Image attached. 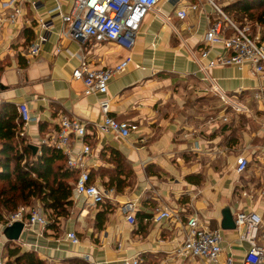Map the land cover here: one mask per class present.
Instances as JSON below:
<instances>
[{
  "label": "crops",
  "instance_id": "crops-1",
  "mask_svg": "<svg viewBox=\"0 0 264 264\" xmlns=\"http://www.w3.org/2000/svg\"><path fill=\"white\" fill-rule=\"evenodd\" d=\"M212 1L219 3L214 4L225 15L222 9L235 0ZM72 2L26 0L17 27L2 33L0 108L6 103L15 105L17 111L20 105L27 106L34 120L22 131L34 146L54 136L61 116L84 121L86 137H91L87 144L92 151V182L101 191L112 193L107 203L96 206L70 198V215L59 224L57 232L23 225L19 241L13 243L19 248L24 243L26 248H20L21 252H34L45 264H63L67 260L119 264L135 256L141 264H202L198 259L176 255V249L184 241L187 216L197 214L200 223L209 229L220 228L221 211L226 207L233 217L248 211L264 217L263 165L253 157L256 148L264 147V129L259 124L240 140L221 142L228 136L230 126L226 130V124L209 122L210 118L218 117L215 113L201 117L205 102L211 110L214 105L219 110L220 105L192 55L198 56L204 49L203 40L210 23L223 18L201 0L199 9L181 21L175 11L196 0H161L156 11L145 17L132 50L127 51L113 43L82 39L61 42L63 23L59 12L54 10L59 6L65 14ZM39 19L47 22L46 31L37 28ZM252 27L255 32L264 30L259 25ZM38 35H44L46 40L38 56L30 58L27 49ZM57 48L61 51L56 52ZM81 53L92 69L113 67L128 56L132 62L124 73L111 80L107 96H84L83 84L72 78ZM221 53V48L214 47L209 58ZM207 74L221 92L247 105L250 114H240L246 120L257 119L259 115L264 118V108L254 99L258 92H264V82L252 76L248 69L216 67ZM103 100L108 102L111 118L132 127L130 139L117 140L96 133L94 124L102 119L99 103ZM187 134L201 139L200 154L190 151L192 139L185 137ZM134 140L143 143L137 142L136 147ZM240 146L248 148L243 152L249 165L238 175L235 158L241 149L235 151ZM111 151L122 156L130 174L121 192L107 185L116 169ZM225 153L228 159L224 168L219 163ZM254 183L259 186L254 187ZM127 201L136 202L133 225L119 210V205ZM158 208H168L175 219L152 222V214ZM100 211L107 213L103 229L98 231L95 218ZM69 232L76 234L78 244L73 245L66 237ZM222 238L223 251L218 264H225L227 258L232 259V264H242L247 245L239 241L235 231H222Z\"/></svg>",
  "mask_w": 264,
  "mask_h": 264
},
{
  "label": "built area",
  "instance_id": "built-area-1",
  "mask_svg": "<svg viewBox=\"0 0 264 264\" xmlns=\"http://www.w3.org/2000/svg\"><path fill=\"white\" fill-rule=\"evenodd\" d=\"M161 0H73L70 10L62 14L59 6L58 11L63 28L59 34L63 40L92 41L96 43H113L127 51L132 50L134 38L139 31L145 17L156 8ZM172 2L173 0H164ZM223 18L210 23L204 36V49L198 56L192 55L197 63L199 71L203 72L206 80L211 83L212 93L215 94L223 107L230 108L234 114H250L247 105H244L232 96H229L215 85L209 78L208 71L216 67L233 66L237 70L248 69L252 76L264 82V35L259 31L252 32L248 25L237 27L215 6L212 0H205ZM201 0L193 4L180 7L175 11L178 20L186 19L188 13L196 12L200 7ZM26 0H0V36L7 29L17 27L18 20L23 16V8ZM32 6L35 3L31 2ZM36 26L41 31H46L47 22L42 19L36 21ZM228 32H227V31ZM46 38L38 35L27 49V56L37 57ZM222 49V53L215 58H209L212 48ZM61 49L57 48L56 52ZM79 66L72 71V78L83 84L84 96L100 95L107 96L108 86L112 79L124 73L132 62L130 56L121 60L113 67L92 69L87 65L86 57L79 54ZM238 95V94H237ZM255 101L264 108V92H258ZM108 102L103 100L99 103L102 119L94 124L97 134L110 135L117 140H128L132 137V127L127 123H121L108 115ZM18 114L23 128L34 120L26 105L18 107ZM228 118L218 116L210 118L209 122L216 121L228 123ZM260 125L264 129V118ZM87 124L75 117L61 116L58 122V131L48 142L58 150L65 158V168L76 172L77 177L73 183L72 200L85 201L86 205L96 206L104 203L112 191H101L91 178V147L86 142ZM192 139L190 151L200 154V138L191 134L185 135ZM203 141V140H202ZM45 141H40L44 144ZM134 146L143 143L142 140L133 141ZM135 147V148H136ZM248 148L240 150L235 158V172L239 175L246 171L249 165L244 152ZM244 151V152H243ZM222 152V151H221ZM254 159L263 165L262 192L264 193V147H258L253 153ZM136 202L127 201L119 205L120 212L125 220L133 225L135 223ZM235 232L241 243L247 245L242 264H264V217L254 211L238 212L235 214ZM175 215L168 208L157 209L152 214V222L161 223L166 220H174ZM16 222H21L30 228L44 229L49 223L48 217L43 214L39 204L32 208L20 207L16 212L4 215L0 222V264H4L2 254L9 243L2 235L5 228ZM27 223V224H26ZM73 245L78 244V238L74 232L66 236ZM19 241V240H18ZM222 231L220 228L209 229L202 225L197 214L186 217L185 236L182 244L176 249L178 257L198 259L202 264H218L222 254ZM20 248H26L24 243ZM36 248V246H33ZM119 264H141L138 256L126 258ZM225 264H232V259L227 258Z\"/></svg>",
  "mask_w": 264,
  "mask_h": 264
},
{
  "label": "trees",
  "instance_id": "trees-1",
  "mask_svg": "<svg viewBox=\"0 0 264 264\" xmlns=\"http://www.w3.org/2000/svg\"><path fill=\"white\" fill-rule=\"evenodd\" d=\"M222 11L237 21L244 20L264 28V0H235ZM22 130L16 106L4 104L0 108V222L4 215L12 214L20 207L32 208L39 204L49 219L46 228L57 232L59 224L70 215V198L77 174L65 168L64 156L48 143L50 140L39 145L34 154ZM43 130L41 125L40 131ZM89 138L86 137V142ZM111 156L116 169L107 185L121 192L130 174L119 153L111 151ZM106 213L100 211L96 215L98 231L103 229ZM2 259L4 264H45L36 253H22L13 242L5 247ZM63 264L83 263L67 260Z\"/></svg>",
  "mask_w": 264,
  "mask_h": 264
},
{
  "label": "rangeland",
  "instance_id": "rangeland-1",
  "mask_svg": "<svg viewBox=\"0 0 264 264\" xmlns=\"http://www.w3.org/2000/svg\"><path fill=\"white\" fill-rule=\"evenodd\" d=\"M214 3L216 5H219V3L216 1ZM228 19L230 20L231 23H233L237 27H242L244 25L249 24L247 21H244V20H241V21L238 20L237 21V20H235V18H232V17H229ZM248 26L250 27L251 31L254 32V28L251 25H248ZM261 34H264V30L261 31ZM219 105H220L219 110L216 109L217 105H214L213 110H211L212 107L210 106V104L208 105V103L205 102L204 109L201 110V117H205L207 115L215 113L214 116H220V117L225 116L228 118L227 120L229 123H228V125H227V123L225 125V128L227 126H230V128H228V132H227L228 136H224V138L222 139L221 142H224L227 139H230V142H233L234 138H239V140L242 139L244 137L245 133H249L250 130H256L258 128L257 125H259L262 121L263 117H260V115L257 117V119L252 118V120H246V118H244V116H242V115H235L230 108L223 107V105L220 101H219ZM257 113H259V112H257ZM259 114H261V113H259ZM240 116H242V118H240ZM221 124H223V123H221ZM226 130H227V128H226ZM236 149H237V151H235V153H238L239 149H242V147L240 146V147H237ZM227 159H228V154H226V153L224 155H221V157H220V163L219 164H221L224 168L227 166ZM256 186H259V185L255 184L254 187H256ZM105 202L107 203L108 200H105ZM4 255H5V253H4ZM4 255H3V258H4ZM3 263H4V260H3Z\"/></svg>",
  "mask_w": 264,
  "mask_h": 264
},
{
  "label": "water",
  "instance_id": "water-1",
  "mask_svg": "<svg viewBox=\"0 0 264 264\" xmlns=\"http://www.w3.org/2000/svg\"><path fill=\"white\" fill-rule=\"evenodd\" d=\"M29 148L33 151L34 154L38 152V146L29 145ZM22 229L23 223L16 222L10 227L5 228L3 233L5 238L9 242H16L19 239ZM220 229L222 231H235L233 214L231 210L227 207L221 211Z\"/></svg>",
  "mask_w": 264,
  "mask_h": 264
}]
</instances>
